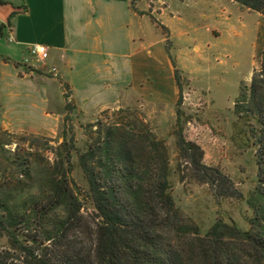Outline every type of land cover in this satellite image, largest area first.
<instances>
[{
	"label": "trees",
	"instance_id": "obj_1",
	"mask_svg": "<svg viewBox=\"0 0 264 264\" xmlns=\"http://www.w3.org/2000/svg\"><path fill=\"white\" fill-rule=\"evenodd\" d=\"M232 1L264 18V0ZM169 43L166 37L167 53ZM258 57L259 69L233 105L256 167L246 199L247 230L217 220L201 234L172 196L163 141L135 119L95 120L84 126L86 139L79 145L73 133L67 138L61 131L62 141L48 146L51 161L35 156L31 146L15 144L11 151V143L0 140V238L6 239L0 264H264V37ZM175 81L179 85L176 69ZM72 107L66 104L67 113ZM0 135L33 138L1 130ZM177 135L178 156L194 177L225 188L230 180L202 163L199 146ZM75 168L91 215L81 213ZM219 196L234 195L221 190Z\"/></svg>",
	"mask_w": 264,
	"mask_h": 264
},
{
	"label": "crops",
	"instance_id": "obj_2",
	"mask_svg": "<svg viewBox=\"0 0 264 264\" xmlns=\"http://www.w3.org/2000/svg\"><path fill=\"white\" fill-rule=\"evenodd\" d=\"M2 1L0 130L53 136L69 102L84 116L150 102L173 104L175 67L156 22L180 46L178 68L188 70L182 52L192 44L199 48L201 34L212 27L207 13L224 0ZM36 44L47 48L46 60L28 55Z\"/></svg>",
	"mask_w": 264,
	"mask_h": 264
},
{
	"label": "rangeland",
	"instance_id": "obj_3",
	"mask_svg": "<svg viewBox=\"0 0 264 264\" xmlns=\"http://www.w3.org/2000/svg\"><path fill=\"white\" fill-rule=\"evenodd\" d=\"M219 6L216 11L207 13L212 27L201 34V45L195 43L199 48L193 49L192 44L181 54L180 61L188 70L178 68L176 53L180 46L166 35L170 42L168 54H171L179 75L178 94L173 104L162 107L150 102L144 106H123L84 116L70 103L73 107L67 113L65 125L62 123L55 135L26 136L25 140L19 136L0 135V140L11 143L6 147L11 151L15 144L31 146L30 151L35 156L51 161L53 154L48 146L55 147L62 141L59 138L61 131L67 138L73 133L79 145L86 139L84 126L95 120L111 123L135 119L146 124L166 146L172 196L177 207L195 222L201 234L217 220L247 230L251 212L246 199L255 185L256 167L253 149L246 145L244 125L233 114V105L241 88L249 85L252 74L259 69L258 52L263 43L264 18L232 0H224ZM118 110L124 111L118 113ZM177 133L200 147L205 166L218 169L230 180L225 188L217 182L214 186L202 184L194 177L190 166L178 156ZM73 178L83 203L81 213L91 215L93 211L84 196V185L76 168ZM221 190L234 196H219ZM5 246L6 239L0 238V249Z\"/></svg>",
	"mask_w": 264,
	"mask_h": 264
},
{
	"label": "built area",
	"instance_id": "obj_4",
	"mask_svg": "<svg viewBox=\"0 0 264 264\" xmlns=\"http://www.w3.org/2000/svg\"><path fill=\"white\" fill-rule=\"evenodd\" d=\"M28 55L30 57L36 58L39 61H44L47 59L48 57V51L47 48L43 45H31L28 48ZM50 74L54 77H58L57 72L55 69H50Z\"/></svg>",
	"mask_w": 264,
	"mask_h": 264
}]
</instances>
